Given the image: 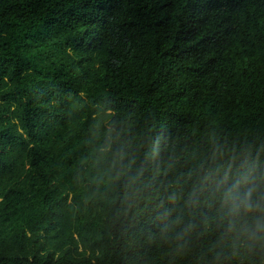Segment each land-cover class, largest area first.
<instances>
[{
    "label": "trees",
    "instance_id": "obj_1",
    "mask_svg": "<svg viewBox=\"0 0 264 264\" xmlns=\"http://www.w3.org/2000/svg\"><path fill=\"white\" fill-rule=\"evenodd\" d=\"M108 129L264 148V0H0V264H198L98 179Z\"/></svg>",
    "mask_w": 264,
    "mask_h": 264
},
{
    "label": "clouds",
    "instance_id": "obj_2",
    "mask_svg": "<svg viewBox=\"0 0 264 264\" xmlns=\"http://www.w3.org/2000/svg\"><path fill=\"white\" fill-rule=\"evenodd\" d=\"M98 139V179L137 205L155 199L161 239L177 254L199 246L198 264H264V148L216 141L193 163L160 139L143 158L114 129Z\"/></svg>",
    "mask_w": 264,
    "mask_h": 264
}]
</instances>
